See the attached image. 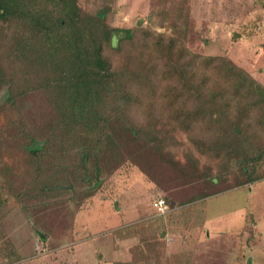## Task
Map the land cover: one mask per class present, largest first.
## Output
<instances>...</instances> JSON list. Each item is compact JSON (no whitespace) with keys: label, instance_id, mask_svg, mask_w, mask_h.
I'll return each instance as SVG.
<instances>
[{"label":"rangeland","instance_id":"rangeland-1","mask_svg":"<svg viewBox=\"0 0 264 264\" xmlns=\"http://www.w3.org/2000/svg\"><path fill=\"white\" fill-rule=\"evenodd\" d=\"M76 2L87 15L102 13L107 27L133 33L132 43L105 48L118 69L156 63L147 56L150 30L180 37L193 53L228 58L264 87V0ZM37 40L22 23H0V264H76L80 246L60 247L79 241L94 246L97 262L90 251L89 264H264V158L262 179L242 184L234 159L202 155L188 133L171 129L167 103L154 93L137 97L131 86L142 134L121 135L119 148L106 144L85 178L82 135L65 123L70 111L57 87L67 52L43 55ZM262 124L258 138L251 133L256 143H264ZM34 140L46 141L42 154L32 153ZM156 199L168 210L154 209Z\"/></svg>","mask_w":264,"mask_h":264},{"label":"trees","instance_id":"trees-1","mask_svg":"<svg viewBox=\"0 0 264 264\" xmlns=\"http://www.w3.org/2000/svg\"><path fill=\"white\" fill-rule=\"evenodd\" d=\"M103 18L102 13L81 12L76 0H0V23H22L38 38L43 55L61 48L67 52L57 87L70 111L65 123L75 136L82 135L77 157L83 176L92 177L90 166L106 151V144L118 147L121 135L136 140L142 134L132 118L139 105L128 103L134 90L137 97L154 93L152 97L167 103L171 129L188 133L202 155L234 159L246 178L242 184L261 180L257 172L264 143H256L251 133L255 135L264 122V87L228 58L193 53L180 37L150 30H143L151 39L147 56L155 55L156 63L138 72L118 69L105 48L132 43L133 33L111 29ZM160 86L163 89L157 95ZM218 129L223 135H215ZM203 130L201 137L193 136ZM151 143L155 144L154 137ZM32 145L38 147L33 154H42L46 141L34 140Z\"/></svg>","mask_w":264,"mask_h":264},{"label":"crops","instance_id":"crops-1","mask_svg":"<svg viewBox=\"0 0 264 264\" xmlns=\"http://www.w3.org/2000/svg\"><path fill=\"white\" fill-rule=\"evenodd\" d=\"M255 229L258 230V227L255 226ZM87 243H88L87 241L86 242L85 241H79V242L73 243V244H71V243L66 244L64 246H61L60 248L62 250V249H65V248L68 249V248H70V246H72L73 248L76 247V246H80V248L74 249V254H75L76 257L73 258V261L74 262L76 261V264H82V263L83 264H89L88 260H90V258H85V256H86V253H89L90 251H93V252H91L93 254V256H94L93 261L97 262L96 260H94L95 259V249H93V247H94V246H92L93 244H90L91 248H92V250H91V248L89 247L90 245L87 244ZM121 249L125 250V247H122ZM262 260H264V257L262 258ZM12 264H15V263H12ZM20 264H23V263L21 262Z\"/></svg>","mask_w":264,"mask_h":264},{"label":"built area","instance_id":"built-area-1","mask_svg":"<svg viewBox=\"0 0 264 264\" xmlns=\"http://www.w3.org/2000/svg\"><path fill=\"white\" fill-rule=\"evenodd\" d=\"M153 207L160 213H164L168 210L167 202L164 199H156L153 203Z\"/></svg>","mask_w":264,"mask_h":264}]
</instances>
